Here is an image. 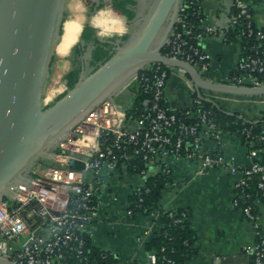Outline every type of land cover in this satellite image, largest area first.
<instances>
[{
  "label": "built area",
  "instance_id": "obj_1",
  "mask_svg": "<svg viewBox=\"0 0 264 264\" xmlns=\"http://www.w3.org/2000/svg\"><path fill=\"white\" fill-rule=\"evenodd\" d=\"M251 1L233 0L238 12L230 16L226 29L206 25L203 31L196 33L191 26L183 25L182 31L176 25L184 22L181 14L185 9L201 0H181L165 54L188 61L212 82L264 86V50L241 58L234 73L220 75L214 70L212 56L200 46L206 34H218L225 39L229 28L248 17ZM252 32V22L247 19L242 34ZM188 37L199 43L190 42ZM259 37L264 38V33L260 32ZM171 69L170 72L162 64L152 63L131 79L130 82L137 83V88H144L152 95L144 101L139 118L128 119L126 110L117 107L111 98L104 100L57 143L49 159L51 162L41 160L35 164L26 181L15 188L13 196L0 200V256L17 264H76L72 254L80 257L84 253L83 234H89V226L98 212L99 193L109 188V174L120 167L127 170L129 163L136 167L138 157L147 162L140 175H147L149 165L155 164L157 158L160 161L168 157L189 158L198 163V174L226 165L224 154L207 150L205 141L225 133L241 139L218 126L199 96L181 106L166 105V89L175 72ZM246 138L251 139V146L257 141L264 145V134L255 139L248 132ZM262 153L263 148H252L249 151L251 162L243 167L228 163L231 174L237 176L233 180V205L252 223L256 237L254 246L247 250L252 264H264V236L258 214L253 211L255 205L264 202ZM163 171L170 172L167 168ZM251 178H255V188L250 186ZM113 200H117L116 195ZM153 215L158 218L157 214ZM186 218L187 213L183 211L176 222ZM157 230L147 228L143 243ZM148 259L151 264H161L154 251H148Z\"/></svg>",
  "mask_w": 264,
  "mask_h": 264
},
{
  "label": "water",
  "instance_id": "obj_2",
  "mask_svg": "<svg viewBox=\"0 0 264 264\" xmlns=\"http://www.w3.org/2000/svg\"><path fill=\"white\" fill-rule=\"evenodd\" d=\"M180 2L158 0L125 46L92 73L83 69L72 88L44 107L45 81L62 36L66 0H0V200L12 197L32 167L51 159L57 143L88 112L114 97L149 64L160 63L189 77L198 96L216 106L202 91L264 96V86L212 82L193 64L164 53ZM0 264L17 263L0 256Z\"/></svg>",
  "mask_w": 264,
  "mask_h": 264
},
{
  "label": "crops",
  "instance_id": "obj_3",
  "mask_svg": "<svg viewBox=\"0 0 264 264\" xmlns=\"http://www.w3.org/2000/svg\"><path fill=\"white\" fill-rule=\"evenodd\" d=\"M201 7L206 25L219 30L228 27L233 0H201ZM254 20L258 28L264 29V0H258L255 5ZM200 46L212 56L214 70L220 75L233 71L241 57L239 43L225 42L218 34H206L200 40ZM84 69L87 74V67ZM175 74L184 76L181 72L173 71L166 96L173 102L188 104L196 90L184 77L186 89L174 86L172 79ZM67 88L66 82L65 88L55 98ZM133 94L130 91L128 97L124 95L111 99L117 107L127 110L131 106ZM204 95L214 100L225 112L237 113L248 121H258L264 111V96H231L213 92ZM205 148L221 151L226 158V165L209 168L198 174L196 161L186 157H168L149 165L147 175L130 173L121 167L109 174V188L99 193L101 204L89 226L92 244L112 254L120 264H151L142 239L147 228H158L160 222L153 214L132 213L129 210V195L133 189L144 184L146 176L167 168L171 173L170 181L162 190L160 205L166 210H185L195 231L194 253L186 264H252V256L247 250L254 246L256 237L252 223L233 205V180L237 176L232 175L228 167L231 162L242 167L249 165L251 158L248 148L230 133L222 134L217 139H207ZM113 195L117 196L116 201ZM256 206L264 236V202Z\"/></svg>",
  "mask_w": 264,
  "mask_h": 264
},
{
  "label": "trees",
  "instance_id": "obj_4",
  "mask_svg": "<svg viewBox=\"0 0 264 264\" xmlns=\"http://www.w3.org/2000/svg\"><path fill=\"white\" fill-rule=\"evenodd\" d=\"M86 2L88 3L91 10L89 16H92L93 12L96 13L104 6L103 2H101L99 5L93 3L92 0H86ZM257 3L258 0H253L250 2L248 17L241 18L240 22L237 25L229 28L227 37L224 39V41L228 43H239L241 49L240 59L248 54H253V51L264 50V38L259 37V33H264V29L258 28L254 20V8ZM126 4V0H117L115 1L114 8L122 10L127 20H132L135 13L134 11H131L126 6ZM69 9L70 15L68 16V23L67 25H65L67 38L63 43L65 46H68L70 48L71 45H73V48L71 50V52L73 53L72 69L66 74L68 89L72 88L80 79L82 70L85 68V60L83 58L85 50L81 47V43L78 42L81 32V41L95 40L97 43V48L93 53L91 61L94 69H92L90 73L95 71L101 64L106 62L116 53L117 49L115 47L116 44L114 43V41L120 39L121 41H128L130 37L129 34H125L121 37L114 36L108 40L100 41L98 40L96 35V28L91 24H86L83 30L77 32L76 30H73L71 28H76L74 24L77 22H84V9L81 3L78 6L69 5ZM237 12V8L233 6L231 8V16ZM66 15L67 12H65L64 14V19H66ZM181 16L183 17L184 22L178 23L176 27L182 29V31L184 30L183 25L187 27L191 26L192 29L196 31V33L203 31L204 27L206 26V17L201 7V2L196 3L194 6L186 8ZM247 19L248 21L251 20L252 22L253 32L251 35L242 34V28L245 26ZM112 27H114V25ZM63 33L64 29L62 26L61 34ZM188 40L195 43L196 45L199 43V40L193 38L188 37ZM163 51L165 53L167 49L164 48ZM58 53L60 57H66L69 55V50L66 47H60ZM162 67L168 69L170 72L172 70L171 67L163 64ZM234 72L235 69L231 71L230 74ZM129 86L133 87L134 94L131 106L126 110V114L128 119H137L142 113L144 101L146 99H151L152 95L146 92L144 88H137V83H135L134 81L129 82ZM64 94L60 95V97ZM60 97L58 96V98ZM193 97H198L196 91L193 92ZM164 103L168 106H181L185 104L173 102L169 100L167 96L164 99ZM203 103L204 107L208 110L209 115H211L215 119L216 123L223 131L235 133L241 139L242 143L246 145L248 151H250L252 148H263L262 154L264 157V145L257 141L254 146H251L249 141L251 139L246 138L248 132H250L251 138L255 137V139L259 135L264 134V111L261 112V118L258 121L254 122L240 117L237 113L229 114L219 106H216L206 100H204ZM211 110H214L213 114H211ZM146 163V161L138 157L136 158L137 166L134 167L133 164L129 163L127 170L130 173L139 174L142 169L146 168ZM170 174V172H165L162 169L154 175L146 176L144 184L136 187L130 193L129 210L132 213H141L144 215H151L155 213L158 215V220L160 222L158 230L149 240L144 243L147 251H154L157 254L159 262L161 264H186L190 255L194 253V249L192 246L195 240V231L187 218L181 222H176V218L179 217L180 214L185 210H166L163 209L160 205L162 190L170 181ZM249 183L252 188H255V178H251L249 180ZM253 211L257 214L258 210L256 205L253 207ZM83 237L85 239L83 255H81L80 257H75V254H72L71 257L74 258L76 264H120L118 259L115 258L112 254L106 251H102L94 246L89 234H83Z\"/></svg>",
  "mask_w": 264,
  "mask_h": 264
},
{
  "label": "rangeland",
  "instance_id": "obj_5",
  "mask_svg": "<svg viewBox=\"0 0 264 264\" xmlns=\"http://www.w3.org/2000/svg\"><path fill=\"white\" fill-rule=\"evenodd\" d=\"M73 1L74 0H66L65 12H67V15L64 21L63 35H66L65 25H67L68 16L70 15L69 5L73 3ZM80 1L82 2V5L84 6V10H85L86 17L84 20L86 21V24H91L96 28V35H97L98 40L100 41L108 40L114 36L121 37L125 34H129L131 37L134 35L135 32H138L144 25L142 21L134 23L136 19H134L133 22L131 21L129 22L126 18H124L125 15L123 14L122 10L110 9L107 2L104 3L105 6L103 9L99 10L96 13L93 12L92 16H89V14L91 13V10H90L88 3L86 2V0H80ZM139 6H140L139 8H141V3L139 4ZM150 6H151V3L147 5V8L149 9ZM111 24L112 26L114 25V27H112ZM84 25H85V22L83 23L77 22L74 24L76 28H73V30H77L83 27ZM161 35H162V32L160 33L159 37H161ZM117 41L119 42V44L123 46H125L128 42V41H121V39ZM79 43H81V47L84 48L85 50L83 58L85 60V66L87 67V74H89L92 71V69H94L93 65L91 64V61H92L93 53L95 49L97 48V43L95 40H92V41H81L80 40ZM60 44L61 43H58V46ZM60 47H65V46L62 45ZM72 48L73 47L68 49L69 55L66 57H60L59 53L57 52V49L53 55V59H52L50 68L47 73L44 91H43L44 107H49L51 104H53L54 101H56V99L58 98V97L57 98L55 97L59 94V92H62V90L66 86V82H67L66 74L72 69V59H73V53L71 52ZM172 80H173L172 82L174 86H179V87H183L186 89L187 84H186V80L183 77L175 74ZM130 91H133V87L129 86V82H127L122 88H120L116 92L114 97L118 98L119 96H121L119 98H122L124 95H127L128 97V94L130 93ZM202 92L206 94L207 91H202ZM44 161L48 163L50 160L44 159ZM39 162H37L36 165ZM36 165L32 167L31 171L35 169Z\"/></svg>",
  "mask_w": 264,
  "mask_h": 264
},
{
  "label": "flooded vegetation",
  "instance_id": "obj_6",
  "mask_svg": "<svg viewBox=\"0 0 264 264\" xmlns=\"http://www.w3.org/2000/svg\"><path fill=\"white\" fill-rule=\"evenodd\" d=\"M115 1L117 0H92L93 3H95L96 5H99L101 2L103 3H106L108 4V6L110 7V9H115L114 8V4H115ZM127 1V4L126 6L131 10V11H134V17L132 20H128L129 22H133L134 19H136L134 21V23L136 22H139V21H142L143 23L145 22L146 18L148 17V15L150 14L151 10L153 9V7L155 6V4L157 3L158 0H126ZM81 3L82 5V2L80 0H74L73 3H71L70 5H73V6H78L79 4ZM141 3V8H139V4ZM151 3V6L150 8L148 9L147 8V5ZM105 6V4H104ZM103 6V8H104ZM143 6V7H142ZM83 9H84V6L82 5ZM102 8V9H103ZM101 10V9H100ZM109 10V9H107ZM99 11V10H98ZM97 11V12H98ZM85 12V10H84ZM86 17V16H85ZM138 17V18H137ZM126 18V16L124 17ZM127 19V18H126ZM132 24V23H131ZM83 28V27H82ZM79 31V30H78ZM137 32L134 33V35L136 34ZM133 35V36H134ZM129 37V40L133 37ZM128 40V41H129ZM114 43L116 44V49L120 48V47H123V45L119 44V42L116 40L114 41Z\"/></svg>",
  "mask_w": 264,
  "mask_h": 264
},
{
  "label": "bare ground",
  "instance_id": "obj_7",
  "mask_svg": "<svg viewBox=\"0 0 264 264\" xmlns=\"http://www.w3.org/2000/svg\"><path fill=\"white\" fill-rule=\"evenodd\" d=\"M63 26H64V24H63ZM67 38V35H63L62 34V36H61V38H60V40H59V42L58 43H61L59 46H58V44H57V46H56V49H57V52L59 51V49H60V46H62V45H64L63 43H64V41H65V39ZM63 42V43H62ZM65 46V45H64ZM67 49H70V47H68V46H65Z\"/></svg>",
  "mask_w": 264,
  "mask_h": 264
}]
</instances>
